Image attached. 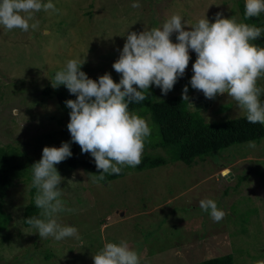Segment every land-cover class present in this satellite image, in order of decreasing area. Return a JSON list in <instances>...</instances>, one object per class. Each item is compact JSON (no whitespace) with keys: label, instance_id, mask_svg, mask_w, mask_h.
Segmentation results:
<instances>
[{"label":"rangeland","instance_id":"374dc122","mask_svg":"<svg viewBox=\"0 0 264 264\" xmlns=\"http://www.w3.org/2000/svg\"><path fill=\"white\" fill-rule=\"evenodd\" d=\"M133 2L52 0L59 11L36 13L37 29L0 26V151H8L10 163L39 157L46 146L73 144L70 113L56 98L64 85H51L68 60H85L81 70L89 78L110 73L118 83L121 76L112 66L132 31L161 27L174 14L189 26L206 16L214 23L218 12L242 22L234 0H138L140 8H132ZM177 35L171 37L174 43ZM190 57L185 75L194 74L193 50ZM181 81L167 95L153 84L155 100L182 95ZM258 86L264 87V79ZM202 104L197 110L207 121L245 115L227 94ZM142 118L155 132L149 115ZM255 143V148L249 142L232 145L191 165L177 161L132 170L106 183L82 168L60 173L61 198L71 211L56 218L78 229L77 236L61 241L41 239L36 228L23 224L31 183L17 179L3 203L11 219L0 233V264H94L93 256L105 243L122 240L138 252L140 264H190L227 252L234 264L264 260V137ZM148 153L163 150L146 146L143 155ZM204 199L226 212L221 221L200 208Z\"/></svg>","mask_w":264,"mask_h":264},{"label":"clouds","instance_id":"9594fccd","mask_svg":"<svg viewBox=\"0 0 264 264\" xmlns=\"http://www.w3.org/2000/svg\"><path fill=\"white\" fill-rule=\"evenodd\" d=\"M131 7L140 8L141 4L135 0ZM41 10L59 11L52 0H0V26L10 31L35 30L39 27L35 14ZM262 13L264 0H245V19ZM173 33L178 34L175 43L171 39ZM262 36L264 28L237 22L235 17L223 18L220 12L214 23L206 16L191 26L174 14L161 27H145L127 34L112 66L121 76L118 83L110 73L91 79L81 70L85 60H68L55 73L51 85L54 89L64 85L76 96L66 101L71 109L67 128L72 142L80 146L82 153H90L97 170H102L93 179L98 182L105 179V174H120L125 166L141 163L152 129L145 118L129 110V105L146 100L153 84L167 95L185 75L190 50L197 56L190 80L194 94L202 92L207 99L227 94L237 102L249 123L264 124V87L258 86V81L264 79V47L252 43ZM192 96H188L186 85L183 100L190 102ZM248 146L255 148V141H249ZM72 155L68 142L58 148L46 146L42 158L31 166L32 187L36 189L34 204L43 218L31 216L25 222L38 230L41 239L51 236L61 241L78 235L75 226L61 225L56 218L61 212L71 211L61 198L63 177L56 165ZM199 204L215 222L226 215L212 199ZM93 260L94 264H140L138 252L124 240L105 243ZM255 264H264V260Z\"/></svg>","mask_w":264,"mask_h":264},{"label":"trees","instance_id":"16d2710c","mask_svg":"<svg viewBox=\"0 0 264 264\" xmlns=\"http://www.w3.org/2000/svg\"><path fill=\"white\" fill-rule=\"evenodd\" d=\"M236 2L237 13L243 23L255 24L258 27L264 25V13L259 17L245 19V0H234ZM259 47H264V36L255 40ZM192 74L184 75L181 81L183 85L182 95H172L161 100H155L153 88L150 87V95L140 103L129 105L130 111H136L139 116L149 115L155 124L156 131L148 138L145 147L161 148L162 154H144L141 163L136 167L125 166L120 174H105V179L98 182L108 181L123 177L132 170L142 171L145 169L164 166L169 163L181 161L186 165H191L197 160H205L213 157L216 152L222 151L235 144H243L249 141H258L264 137V124L249 123L244 116L226 118L218 121H207L200 112L189 104V99L183 100V90L188 86V96L195 89L190 85ZM98 80L99 77H91ZM147 94V93H146ZM56 98L59 107L66 113L71 109L66 106V101L76 99L64 86L56 91ZM227 109L224 106L221 111ZM73 155L65 161L56 165L59 173L82 168L93 177L101 174L102 170H97L94 158L81 152L78 144H71ZM62 146V145H61ZM26 162L10 163L8 151L5 154L0 151V233L6 230L11 219V215L4 210V199L7 190L17 179L29 181L30 200L23 211V224L28 225L25 220L31 216L40 218V210L34 204L36 189L32 187L31 166L42 158L26 156ZM7 160V161H6ZM235 259L232 253L227 252L221 255L205 258L204 260L190 264H234Z\"/></svg>","mask_w":264,"mask_h":264},{"label":"water","instance_id":"95a60500","mask_svg":"<svg viewBox=\"0 0 264 264\" xmlns=\"http://www.w3.org/2000/svg\"><path fill=\"white\" fill-rule=\"evenodd\" d=\"M207 98H205L204 94L202 92H199L197 94H194L190 98V104L194 106L195 109L200 108L203 106L202 102L205 101Z\"/></svg>","mask_w":264,"mask_h":264}]
</instances>
